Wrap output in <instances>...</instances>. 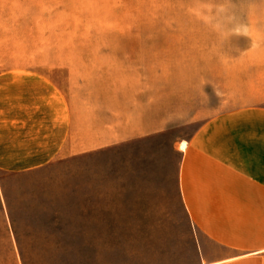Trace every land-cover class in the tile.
Here are the masks:
<instances>
[{"label":"rangeland","instance_id":"obj_1","mask_svg":"<svg viewBox=\"0 0 264 264\" xmlns=\"http://www.w3.org/2000/svg\"><path fill=\"white\" fill-rule=\"evenodd\" d=\"M4 63L70 86L88 128L120 134L0 175V264H125L190 237L172 185L180 142L264 108V0H6ZM131 127L142 135L121 141Z\"/></svg>","mask_w":264,"mask_h":264},{"label":"crops","instance_id":"obj_2","mask_svg":"<svg viewBox=\"0 0 264 264\" xmlns=\"http://www.w3.org/2000/svg\"><path fill=\"white\" fill-rule=\"evenodd\" d=\"M86 114L83 101L72 105L70 86L48 73L0 64V175L32 172L119 142V127L88 128ZM134 131L126 130L121 141L142 135ZM175 151L173 191L190 237L153 256L128 254L125 264H264V108L218 114Z\"/></svg>","mask_w":264,"mask_h":264},{"label":"bare ground","instance_id":"obj_3","mask_svg":"<svg viewBox=\"0 0 264 264\" xmlns=\"http://www.w3.org/2000/svg\"><path fill=\"white\" fill-rule=\"evenodd\" d=\"M184 148V143H182L181 145H180V149H183Z\"/></svg>","mask_w":264,"mask_h":264}]
</instances>
